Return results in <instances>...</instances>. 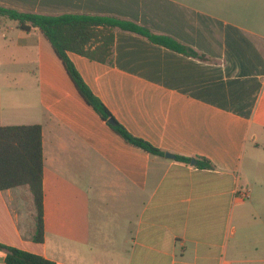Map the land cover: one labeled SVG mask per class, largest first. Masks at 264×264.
Masks as SVG:
<instances>
[{"label":"crops","instance_id":"crops-1","mask_svg":"<svg viewBox=\"0 0 264 264\" xmlns=\"http://www.w3.org/2000/svg\"><path fill=\"white\" fill-rule=\"evenodd\" d=\"M0 5L115 16L195 49L204 58L116 30L112 64L70 58L133 135L215 167L125 142L81 97L42 32L0 17V127L42 126L45 221L39 244L29 187L1 191L0 244L56 264H264V0Z\"/></svg>","mask_w":264,"mask_h":264},{"label":"trees","instance_id":"trees-1","mask_svg":"<svg viewBox=\"0 0 264 264\" xmlns=\"http://www.w3.org/2000/svg\"><path fill=\"white\" fill-rule=\"evenodd\" d=\"M0 17L17 22L24 32L39 30L51 44L67 74L85 102L125 142L150 155L166 156V152L149 141L133 135L121 124L91 90L70 58L75 53L90 60L112 64L115 31L122 30L146 38L151 43L187 57L202 59L200 53L177 39L154 33L150 28L134 21L115 16L74 15L60 16L22 12L0 5ZM113 119L114 124L109 120ZM176 161L213 170V164L205 158L176 155ZM44 153L41 125L0 127V192L19 187H29L36 208V233L34 241H45L44 221ZM6 253V264H56L40 255L0 244Z\"/></svg>","mask_w":264,"mask_h":264},{"label":"built area","instance_id":"built-area-1","mask_svg":"<svg viewBox=\"0 0 264 264\" xmlns=\"http://www.w3.org/2000/svg\"><path fill=\"white\" fill-rule=\"evenodd\" d=\"M236 195H237V198H240L241 200H245V199H248L249 197V191L240 189V190H237Z\"/></svg>","mask_w":264,"mask_h":264},{"label":"water","instance_id":"water-1","mask_svg":"<svg viewBox=\"0 0 264 264\" xmlns=\"http://www.w3.org/2000/svg\"><path fill=\"white\" fill-rule=\"evenodd\" d=\"M109 123H110V124H114V120H113V119H110V120H109ZM166 158H167V159H170V160H173V159H175L176 157H175V155H172V154H170V153H166ZM196 163H197L196 160H193V161H192V165H196Z\"/></svg>","mask_w":264,"mask_h":264},{"label":"rangeland","instance_id":"rangeland-1","mask_svg":"<svg viewBox=\"0 0 264 264\" xmlns=\"http://www.w3.org/2000/svg\"><path fill=\"white\" fill-rule=\"evenodd\" d=\"M3 41V40H2ZM1 64H4V59L1 58ZM20 67V66H18ZM247 199H245L244 201H246Z\"/></svg>","mask_w":264,"mask_h":264}]
</instances>
